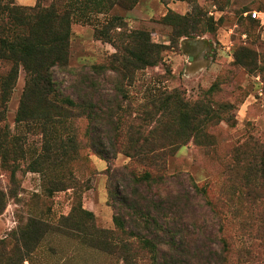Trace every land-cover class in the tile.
Returning <instances> with one entry per match:
<instances>
[{
  "label": "rangeland",
  "instance_id": "rangeland-1",
  "mask_svg": "<svg viewBox=\"0 0 264 264\" xmlns=\"http://www.w3.org/2000/svg\"><path fill=\"white\" fill-rule=\"evenodd\" d=\"M1 1L22 7L56 3L70 11L69 71H56L66 97L77 99L81 94L75 81L85 79L73 75L109 65L117 53L114 43L118 34L147 32L152 43L165 46L160 66L140 73L132 84L124 82L127 98L120 111L125 116L124 127L134 122L159 91L178 90L187 101H202L216 109L223 121L209 128L208 138L202 142L190 141L170 156L168 175L190 178L203 193L202 211H196L198 221L186 225L192 231L205 220L207 199L221 196L226 187L231 200L224 226L230 243L225 264H264V205L254 208L240 201L236 183L237 175L246 171L236 163L244 165V153L252 150L253 139L264 145V15L262 20L252 17L253 12L264 14V0ZM173 15L187 17L195 22V28L186 30L175 24ZM244 48L253 54L251 59L244 54L237 57ZM237 58L245 64L236 62ZM10 68V63L0 60V129L18 140L19 152L7 166L0 156V192L5 195V210L0 215V264H124L119 254L90 243L86 230L94 225L99 230L116 231L108 170L122 168L130 160L119 155L108 163L93 153L87 137L89 122L79 112L69 115L62 125H53L54 120L48 125L17 122L26 75L21 69L13 94L4 104L1 86ZM168 70L171 73L167 74ZM95 81L106 103L122 101L112 72ZM224 104L227 108L221 112L219 107ZM73 136L75 148L61 146ZM227 177H231L228 182ZM65 184L67 190L54 188ZM189 191L194 190L190 187ZM81 209L95 215L84 228L68 220L72 212L83 218ZM32 220L43 224L44 231L22 237Z\"/></svg>",
  "mask_w": 264,
  "mask_h": 264
},
{
  "label": "trees",
  "instance_id": "trees-1",
  "mask_svg": "<svg viewBox=\"0 0 264 264\" xmlns=\"http://www.w3.org/2000/svg\"><path fill=\"white\" fill-rule=\"evenodd\" d=\"M71 16L70 11L62 10L56 3L48 7H22L0 0V60L11 65L2 81V102L6 104L10 100L22 69L26 86L17 122L48 125L54 120L53 125H62L69 115L73 117L79 112L89 122L87 137L93 153L108 163H113L119 155L130 160L122 168L108 170L116 231L99 230L90 225L86 230L90 243L100 245L113 255L119 254L124 264H225L230 243L224 226L231 200L226 187L221 196L211 200L206 197L204 225H196L197 231H192L186 225L192 220L198 221L196 211H202L199 207L203 193L190 178L168 175L169 157L190 141L200 143L208 138V129L223 121V116L205 102L187 101L178 90L159 91L134 122L124 127L125 116L120 114L121 102L127 98L124 82L132 84L140 73L160 66L166 51L165 46L152 43L150 34L143 31L118 34L114 43L117 53L109 65L84 69L85 75H73L85 79L75 81L81 94L77 99L66 97L57 83L56 71H69ZM173 19L186 30L195 28V22L187 17L173 15ZM250 52L239 49L237 57L244 54L251 59ZM238 58L236 62L242 64ZM107 72L115 75V90L122 101L106 103L97 89L95 80ZM225 105L219 110L224 111ZM56 116L59 119L55 120ZM0 130V156L7 166L17 157L18 140ZM70 140L61 146L75 148V137ZM253 142L252 150L244 153V165L236 163L238 168L246 167L245 173L240 172L236 177L240 188L237 196L240 201L261 208L264 205V145L255 139ZM45 152L49 154L48 150ZM230 180L227 177L226 182ZM190 187L193 192L189 191ZM54 188L64 191L69 187L65 184ZM4 210L5 195L0 192V215ZM81 210L83 218L72 212L68 220L84 228L86 223L95 220V215ZM43 231L44 225L32 220L21 234L28 238Z\"/></svg>",
  "mask_w": 264,
  "mask_h": 264
},
{
  "label": "built area",
  "instance_id": "built-area-1",
  "mask_svg": "<svg viewBox=\"0 0 264 264\" xmlns=\"http://www.w3.org/2000/svg\"><path fill=\"white\" fill-rule=\"evenodd\" d=\"M263 15H264V14H262V13H260V12H253V13H252V17H253L254 19H258V20H262V19H263Z\"/></svg>",
  "mask_w": 264,
  "mask_h": 264
},
{
  "label": "crops",
  "instance_id": "crops-1",
  "mask_svg": "<svg viewBox=\"0 0 264 264\" xmlns=\"http://www.w3.org/2000/svg\"><path fill=\"white\" fill-rule=\"evenodd\" d=\"M260 13H262V12H260Z\"/></svg>",
  "mask_w": 264,
  "mask_h": 264
}]
</instances>
